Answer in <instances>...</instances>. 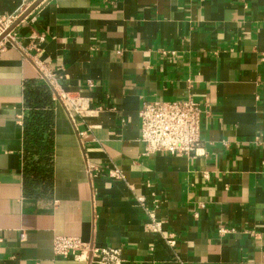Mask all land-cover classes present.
<instances>
[{
  "label": "crops",
  "instance_id": "1",
  "mask_svg": "<svg viewBox=\"0 0 264 264\" xmlns=\"http://www.w3.org/2000/svg\"><path fill=\"white\" fill-rule=\"evenodd\" d=\"M34 1L0 0V16ZM11 36L0 45V264H96L56 256V235L120 248L121 264H264V0H42ZM29 79L94 109L52 97L53 187L38 197L23 188ZM188 97L202 110L197 152L145 153L143 102ZM137 196L156 200L173 248L146 229Z\"/></svg>",
  "mask_w": 264,
  "mask_h": 264
},
{
  "label": "built area",
  "instance_id": "2",
  "mask_svg": "<svg viewBox=\"0 0 264 264\" xmlns=\"http://www.w3.org/2000/svg\"><path fill=\"white\" fill-rule=\"evenodd\" d=\"M17 16H0V34H2L16 19ZM11 32L4 38L2 43L12 39ZM37 42H43V36H38ZM38 50V48H37ZM40 74L47 78L53 85L51 78L45 75L42 63L34 61ZM54 87V86H53ZM52 97L60 100L63 105L70 104L72 110L77 114L93 112L87 103L80 97L72 96L63 91L53 88ZM68 107V106H67ZM66 107V108H67ZM68 109V108H67ZM71 116V115H70ZM140 140L145 145V153H165L169 155L190 156L196 153L201 142V117L202 110L197 102L188 97L172 101L143 102L139 112ZM83 135L82 132L79 133ZM87 171L91 176H96L100 168L87 163ZM106 174L113 180H124L123 171L116 167H107ZM140 207L146 212L148 221L146 229L155 235H160L162 241L170 248L176 245L174 234H163L162 221L155 217L156 200L150 205L144 197H136ZM220 232L228 231L220 229ZM23 237V234H22ZM2 239L0 237V243ZM52 250L56 256L67 257L72 255L75 259L88 263L94 261L96 264H121V249L114 247L100 248L89 241H84L77 236L56 235L53 238Z\"/></svg>",
  "mask_w": 264,
  "mask_h": 264
},
{
  "label": "trees",
  "instance_id": "3",
  "mask_svg": "<svg viewBox=\"0 0 264 264\" xmlns=\"http://www.w3.org/2000/svg\"><path fill=\"white\" fill-rule=\"evenodd\" d=\"M23 188L27 196L48 195L53 187L54 101L42 80L23 85Z\"/></svg>",
  "mask_w": 264,
  "mask_h": 264
},
{
  "label": "water",
  "instance_id": "4",
  "mask_svg": "<svg viewBox=\"0 0 264 264\" xmlns=\"http://www.w3.org/2000/svg\"><path fill=\"white\" fill-rule=\"evenodd\" d=\"M42 0H35L2 34H0V42L4 38L8 37V33L11 32L14 27L23 20Z\"/></svg>",
  "mask_w": 264,
  "mask_h": 264
}]
</instances>
